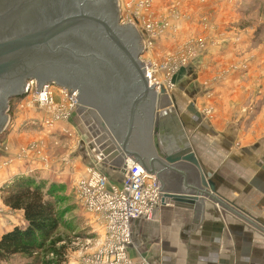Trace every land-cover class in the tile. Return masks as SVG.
I'll return each mask as SVG.
<instances>
[{
	"label": "crops",
	"instance_id": "0c3cea01",
	"mask_svg": "<svg viewBox=\"0 0 264 264\" xmlns=\"http://www.w3.org/2000/svg\"><path fill=\"white\" fill-rule=\"evenodd\" d=\"M176 2L178 32L165 34L169 38H161L156 50L173 51L190 38L203 39L206 48L176 75L175 88L162 84L167 94L158 99L161 108L151 142L160 160L159 149L171 155L187 142L215 189L209 191L210 197L202 196L205 222L195 236H189L206 253L193 252L180 241L185 223L194 218V202L166 198L151 219L132 222L131 262L264 264V0H156L153 17L168 16ZM18 110L13 129L0 142V189L27 177L71 186L89 168L104 174L111 184H122V158L102 155L101 145H96L102 130L77 112L70 121L75 138L64 139L70 146L68 156L50 157L46 164L28 158L5 165L32 140L43 139L50 148L57 142L49 132L23 130L26 121L43 117V110ZM89 219L95 234L99 231L95 218ZM26 226L22 212L5 213L0 216V238ZM69 258L75 259L73 254L64 255L65 263Z\"/></svg>",
	"mask_w": 264,
	"mask_h": 264
},
{
	"label": "water",
	"instance_id": "95a60500",
	"mask_svg": "<svg viewBox=\"0 0 264 264\" xmlns=\"http://www.w3.org/2000/svg\"><path fill=\"white\" fill-rule=\"evenodd\" d=\"M120 13L119 0H0V136L9 125L11 99L24 96L29 81L40 93L47 84L63 89L77 99L76 112L102 130L96 145L103 156L121 157L124 171L127 159L133 160L156 174L165 192L194 195L164 200L194 202V218L180 241L206 253L189 236L205 222L202 196L215 189L187 142L175 154L159 149L162 160L156 157L151 129L167 89L147 77L141 61L145 32L122 23ZM187 163L200 172L201 183Z\"/></svg>",
	"mask_w": 264,
	"mask_h": 264
},
{
	"label": "built area",
	"instance_id": "2783aa9c",
	"mask_svg": "<svg viewBox=\"0 0 264 264\" xmlns=\"http://www.w3.org/2000/svg\"><path fill=\"white\" fill-rule=\"evenodd\" d=\"M152 1L142 0L140 6L150 7ZM173 13L175 15L172 18L178 20L180 14L177 11ZM140 19L141 16L133 15L132 20L123 23L142 24ZM164 29L167 31L170 26L167 23L161 26L158 22L148 19V23L143 28L145 32L143 54L152 45L151 37H156V34ZM194 49L198 50L197 47ZM141 61L146 69L147 77L153 84L157 86L164 84L168 89L175 87L171 79L168 78V81L164 82L155 77L157 66L154 63L143 58ZM181 62L184 64L186 61ZM161 68L166 69L167 66L161 65ZM175 69L177 67L173 68V71ZM25 96H29L27 106L37 107L46 112L45 126L58 128V123L63 122L65 124V127L62 126L63 131L74 135L75 131L72 127L73 132L66 128L70 126V120L77 110L78 103L74 96L69 98L63 89L54 84H47L45 91L40 93L36 91L34 81L28 82ZM43 145L40 144V146ZM14 160L16 158L8 162L11 163ZM75 183L77 201L85 212L95 218L99 231L95 233L96 237L84 240L77 259L69 264H132L128 251L132 244V222L139 219H151L156 208L165 204L164 193L157 177L144 171L133 160H129L120 185L111 184L104 174L94 168L87 169ZM0 212H2L1 209ZM51 256L55 255L51 254Z\"/></svg>",
	"mask_w": 264,
	"mask_h": 264
},
{
	"label": "rangeland",
	"instance_id": "374dc122",
	"mask_svg": "<svg viewBox=\"0 0 264 264\" xmlns=\"http://www.w3.org/2000/svg\"><path fill=\"white\" fill-rule=\"evenodd\" d=\"M141 1L142 0H119V6H120V11H121L120 13L121 22L123 23V22H126L127 20H132L133 15H138V16H141L140 22H142V24L137 23L136 27L140 31L142 27L143 26L145 27V24L148 23V19L151 20L152 22H158L161 26H163L164 23H167L170 26V29H168L167 31H165L164 29L161 32L157 33L156 37H151L152 45L148 47V50H146L144 54L141 55V58H143L144 60L148 62L154 63L157 66L155 77L158 80L165 82V81H168V78H169L171 79L172 84L175 85L174 79L176 75L180 73L183 69H185L186 66H188L191 62L198 59L202 55L203 53L202 51L206 48V43L203 39L190 38L189 40L184 42L183 45H181L180 42L178 43V40H176V36L172 35L171 39L172 40L175 39L179 47L176 46V48L173 51H169V50L157 51L156 48H157L158 41L163 37L169 38L168 36H165V34L169 32L171 34L172 33L175 34L178 32V28H176L177 26L175 24L176 23L175 18H172V16L175 15L173 12H176V11L180 14V11H178V7H177L179 2H176L172 6L169 7L168 16L157 19L153 17L154 6L156 3V0L152 1V4L150 5V7H146V6L141 7L140 6ZM195 47H197L198 50H195L194 49ZM181 61H186V62L183 64V62ZM179 63L181 64L179 65ZM161 65H166L167 68L166 69L161 68ZM176 67L177 69L173 71V68H176ZM28 97L29 96L24 95L22 97H18L22 99L13 100L12 103H10V110L8 113L10 117L9 125L4 135H2L0 142L2 141V139H5L7 134L10 133L11 130L13 129L14 122L16 121L17 115L19 113L18 109L21 107L22 112H25L27 108L28 109L30 108L29 106H27V103L29 101ZM56 100H58V96H56ZM251 109H253V106L248 107V110H251ZM43 112L44 114L46 113L45 111ZM45 116L46 114L43 117L41 118L39 117L36 120L32 119L31 122L29 123H27L28 121H26V123L23 126L24 127L23 130L26 131L30 129L29 131H34V133H38L42 135H44L46 132H49L48 136L56 137L57 142L56 143L53 142L52 144L53 146L52 148H50L48 146H45L43 139L42 141L32 140L30 144H28L27 146L23 147V149L20 150V152L17 154L16 160L9 163L8 161L14 159V157L13 158L11 157L9 160H7L6 163H9L11 165L17 161H22L28 158H32V160H37L40 163L46 164L45 162L48 160L51 161V158L52 159L57 158L59 160H62L63 158L68 156L70 152H67V151H69L70 146H68L69 144L68 141H65L64 139L66 140L74 139L76 135L75 132L73 136H72L73 133L71 135L65 133L62 129V126L65 127V124H63V122L58 123V126H57L58 128H55V127L50 128V127L45 126V121H44ZM66 128H69L70 130H72L70 126H66ZM40 144L42 145L44 144V145L40 146ZM6 163L5 165H7ZM43 166H46V165H43ZM75 184H72L71 186L66 185L65 191L58 195L59 198L61 199L59 201L60 202L59 209L62 210V212L64 213V216H63V219H62V222L60 224L58 231L53 236V239L61 240L59 243H57L56 245L57 248L64 246V250H63L64 255L68 256L69 254H73L75 259L71 260V258H69L68 259L69 261L65 263L64 260L60 261L59 260L60 258L56 259V256L52 257L51 254L40 252L38 255L35 254L34 258H27L25 256H15L9 262L2 263V264H51L49 262H54L53 264H58V263L59 264H69L70 262H73L77 259L78 253L81 249V244L84 242V240L88 238L96 237L97 234H94L92 232V228L89 227L90 225L88 226V224H90L89 218L91 216L90 214L85 212L81 208L80 204L78 203L76 195H75V190H74ZM9 185H12V183L11 184L8 183L7 185H5L4 187L0 189V209L2 210V212H0V216L4 215L5 213L12 212V210L8 209L3 204V201L1 198L2 190L6 188V186H9ZM64 255H63V258H64ZM50 260H53V261H50ZM55 260H58V261H55Z\"/></svg>",
	"mask_w": 264,
	"mask_h": 264
},
{
	"label": "trees",
	"instance_id": "16d2710c",
	"mask_svg": "<svg viewBox=\"0 0 264 264\" xmlns=\"http://www.w3.org/2000/svg\"><path fill=\"white\" fill-rule=\"evenodd\" d=\"M19 99L22 98H13L10 103ZM65 187L63 184L27 177L2 190L3 204L12 211L22 212L27 226L15 227L2 235L0 264L9 262L15 256L34 258L40 252L54 254L56 259L63 261L64 246L57 248L61 240L53 239V236L64 216L59 209L61 199L58 195L65 191Z\"/></svg>",
	"mask_w": 264,
	"mask_h": 264
},
{
	"label": "bare ground",
	"instance_id": "6f19581e",
	"mask_svg": "<svg viewBox=\"0 0 264 264\" xmlns=\"http://www.w3.org/2000/svg\"><path fill=\"white\" fill-rule=\"evenodd\" d=\"M141 26V25H140Z\"/></svg>",
	"mask_w": 264,
	"mask_h": 264
}]
</instances>
